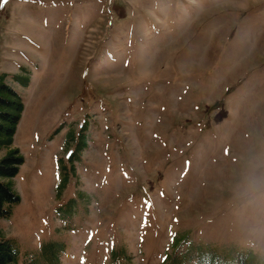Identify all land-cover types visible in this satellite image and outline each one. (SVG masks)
<instances>
[{
  "label": "rangeland",
  "instance_id": "obj_1",
  "mask_svg": "<svg viewBox=\"0 0 264 264\" xmlns=\"http://www.w3.org/2000/svg\"><path fill=\"white\" fill-rule=\"evenodd\" d=\"M2 75L15 264H264V0H0Z\"/></svg>",
  "mask_w": 264,
  "mask_h": 264
},
{
  "label": "trees",
  "instance_id": "obj_2",
  "mask_svg": "<svg viewBox=\"0 0 264 264\" xmlns=\"http://www.w3.org/2000/svg\"><path fill=\"white\" fill-rule=\"evenodd\" d=\"M3 78L4 75L0 78V150L5 148L6 152L0 157V217H6L9 213L8 206L19 201L12 179L23 162V156L13 147V136L21 117L23 102L20 95L3 82ZM27 82L25 76L22 85ZM16 255L15 244L0 234V264H15ZM239 260L237 264H259L249 256L240 257Z\"/></svg>",
  "mask_w": 264,
  "mask_h": 264
},
{
  "label": "clouds",
  "instance_id": "obj_3",
  "mask_svg": "<svg viewBox=\"0 0 264 264\" xmlns=\"http://www.w3.org/2000/svg\"><path fill=\"white\" fill-rule=\"evenodd\" d=\"M250 195L254 203L264 202V185L254 179Z\"/></svg>",
  "mask_w": 264,
  "mask_h": 264
}]
</instances>
